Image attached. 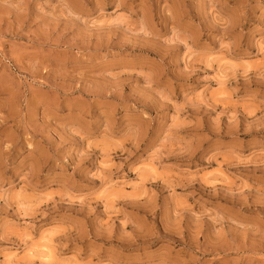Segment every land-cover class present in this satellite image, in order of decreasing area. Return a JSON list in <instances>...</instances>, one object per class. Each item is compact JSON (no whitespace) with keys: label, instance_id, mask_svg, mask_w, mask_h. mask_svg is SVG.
<instances>
[{"label":"rangeland","instance_id":"obj_1","mask_svg":"<svg viewBox=\"0 0 264 264\" xmlns=\"http://www.w3.org/2000/svg\"><path fill=\"white\" fill-rule=\"evenodd\" d=\"M0 264H264V0H0Z\"/></svg>","mask_w":264,"mask_h":264}]
</instances>
